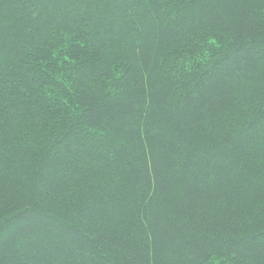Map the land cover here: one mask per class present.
I'll return each instance as SVG.
<instances>
[{
  "label": "trees",
  "instance_id": "16d2710c",
  "mask_svg": "<svg viewBox=\"0 0 264 264\" xmlns=\"http://www.w3.org/2000/svg\"><path fill=\"white\" fill-rule=\"evenodd\" d=\"M0 264H264V0H0Z\"/></svg>",
  "mask_w": 264,
  "mask_h": 264
}]
</instances>
